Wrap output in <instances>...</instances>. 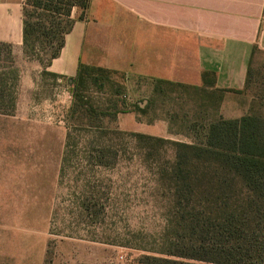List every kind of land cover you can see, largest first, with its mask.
Segmentation results:
<instances>
[{
    "label": "rangeland",
    "instance_id": "1",
    "mask_svg": "<svg viewBox=\"0 0 264 264\" xmlns=\"http://www.w3.org/2000/svg\"><path fill=\"white\" fill-rule=\"evenodd\" d=\"M19 12L0 8V43L20 72L15 111L0 115V264H210L165 255L180 252L187 234L171 215L175 148L130 134L151 136L165 122L166 134L152 137L190 143L219 115L217 101L154 94L147 79L110 70L104 85L85 77L75 100L66 79L42 76L25 57ZM251 65L241 94L248 113L264 117V52Z\"/></svg>",
    "mask_w": 264,
    "mask_h": 264
},
{
    "label": "trees",
    "instance_id": "2",
    "mask_svg": "<svg viewBox=\"0 0 264 264\" xmlns=\"http://www.w3.org/2000/svg\"><path fill=\"white\" fill-rule=\"evenodd\" d=\"M91 0H23L21 42L25 57L35 60L41 75L60 78L47 68L57 58L65 36L74 25L73 9L81 11L79 19L89 9ZM5 51L6 67L0 73V115L15 111L20 72L15 66L10 44L0 43ZM1 68V67H0ZM250 72V71H249ZM97 74V75H94ZM110 72L103 68L79 65L73 87L76 100L79 84L85 77L109 83ZM201 88L178 83L155 81L154 94L190 92L203 96V102L217 101L216 112L223 93L235 90L215 89V74L202 75ZM86 111L93 108L83 101ZM145 109L135 106L144 113ZM200 138L190 143L131 133L143 144H171L175 161L170 166L172 182L173 222L187 234L180 252L165 255L183 260L210 264H263L264 261V117L248 113L239 119H223L217 114L201 125ZM101 163V162H100ZM154 262L194 264L153 258Z\"/></svg>",
    "mask_w": 264,
    "mask_h": 264
},
{
    "label": "crops",
    "instance_id": "3",
    "mask_svg": "<svg viewBox=\"0 0 264 264\" xmlns=\"http://www.w3.org/2000/svg\"><path fill=\"white\" fill-rule=\"evenodd\" d=\"M22 2L0 0L6 11L20 7L19 42ZM80 14L73 9L74 25L49 73L69 81L79 65H92L147 79L153 92L155 81L201 88L210 72L215 89L239 92L223 93L219 116L239 119L251 111L241 92L254 57L264 52V0H91ZM148 129L155 137L167 132L165 122Z\"/></svg>",
    "mask_w": 264,
    "mask_h": 264
}]
</instances>
